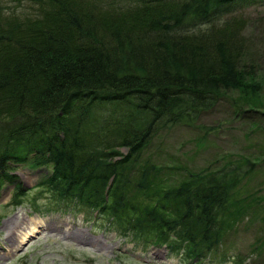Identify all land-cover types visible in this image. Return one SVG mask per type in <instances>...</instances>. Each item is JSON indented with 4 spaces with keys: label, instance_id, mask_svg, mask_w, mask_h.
I'll use <instances>...</instances> for the list:
<instances>
[{
    "label": "trees",
    "instance_id": "trees-1",
    "mask_svg": "<svg viewBox=\"0 0 264 264\" xmlns=\"http://www.w3.org/2000/svg\"><path fill=\"white\" fill-rule=\"evenodd\" d=\"M259 1L0 0V192L23 195L17 168H42L59 208L97 210L191 264L233 259L225 240L264 205L246 190L264 148L168 182L163 169L178 168L150 146L178 126L216 131L202 118L222 102L264 131V71L241 14ZM263 249L264 235L247 264Z\"/></svg>",
    "mask_w": 264,
    "mask_h": 264
},
{
    "label": "rangeland",
    "instance_id": "rangeland-1",
    "mask_svg": "<svg viewBox=\"0 0 264 264\" xmlns=\"http://www.w3.org/2000/svg\"><path fill=\"white\" fill-rule=\"evenodd\" d=\"M241 12L248 21L245 33L253 59L264 71V0ZM202 123L219 129L201 138L203 132L199 129L178 126L161 132L150 146V156L156 162L178 168L163 169L165 181L181 179L183 166L203 170L218 155H239L264 148V131L247 128L249 123L234 116L225 102L206 113ZM47 173L35 166H20L16 174L23 195L16 197L13 183L6 184L0 192V264H191L183 258L182 249L172 252L167 245H155L151 239L145 240L147 234L139 236L119 223L113 224L97 210L87 211L77 204L74 209L59 208L42 185ZM263 178L259 175L251 179L246 187L248 193H264ZM258 207L256 219L247 218L225 240L228 252L236 256L224 264H235L238 256L248 258L245 264L251 262L254 242L264 235L260 220L264 205ZM26 231L32 234L19 244L21 233ZM261 254L256 264H264V249ZM221 255H216L217 262ZM202 264H211L209 257Z\"/></svg>",
    "mask_w": 264,
    "mask_h": 264
},
{
    "label": "bare ground",
    "instance_id": "bare-ground-1",
    "mask_svg": "<svg viewBox=\"0 0 264 264\" xmlns=\"http://www.w3.org/2000/svg\"><path fill=\"white\" fill-rule=\"evenodd\" d=\"M36 229L32 228V231L34 232ZM32 234L31 231H26V232H22L20 235V238L18 239V243H23L26 241V239H28L30 237V235ZM29 236V237H28ZM97 244V242H95Z\"/></svg>",
    "mask_w": 264,
    "mask_h": 264
}]
</instances>
